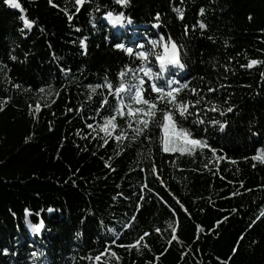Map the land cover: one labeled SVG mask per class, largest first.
I'll use <instances>...</instances> for the list:
<instances>
[{
  "label": "trees",
  "instance_id": "16d2710c",
  "mask_svg": "<svg viewBox=\"0 0 264 264\" xmlns=\"http://www.w3.org/2000/svg\"><path fill=\"white\" fill-rule=\"evenodd\" d=\"M20 3L24 13L0 0V249H9L0 264H32L29 253L36 249L49 264H264V217L256 219L264 211V164L251 159L264 151V63L241 67L251 59L264 61V0H131L123 10L133 25L117 28L100 19L107 10H121L112 0H86L71 23L67 16L76 12L75 0ZM174 8L183 10V20ZM157 13L160 33L183 46L182 75L203 97L198 107L207 118L221 119L209 111L213 105L224 110L228 101L235 106L226 113L223 132L208 125V143L226 158L217 161L205 149L212 160L207 168L205 156L162 153L155 147L149 152L145 144L129 146L127 140L118 145L110 139L100 147L103 133L96 125L102 118H88L93 115L89 107H98L107 89H97L89 101L87 85L102 83L105 74L115 82L122 66L131 63L114 42H141ZM22 15L36 21L23 33ZM201 19L207 27L193 30ZM112 34L114 39L106 41ZM83 37H88L87 54L78 43ZM61 67L71 69L67 77ZM209 87L219 91L208 92ZM181 95L198 98L188 90ZM153 163L164 184L150 173ZM148 189L151 199L134 212ZM25 208L34 223L44 220L41 233L31 232ZM41 208L45 211L38 218ZM132 215L137 216L134 225L116 244L105 245L116 238L109 229L115 225L119 231L117 221ZM145 231L149 235L139 252L119 246Z\"/></svg>",
  "mask_w": 264,
  "mask_h": 264
},
{
  "label": "snow or ice",
  "instance_id": "6c2138e0",
  "mask_svg": "<svg viewBox=\"0 0 264 264\" xmlns=\"http://www.w3.org/2000/svg\"><path fill=\"white\" fill-rule=\"evenodd\" d=\"M85 2L86 0H75L76 12L67 16L69 23L73 20V16L80 12V6ZM112 2L120 6L121 10L118 12L114 9L107 10L100 19H106L113 27H124L125 25L132 26L134 23L133 19L131 16L126 15L123 10L130 5L131 0H112ZM5 3L13 9H18L21 13L26 11L20 3V0H5ZM49 3L52 4V0H49ZM103 7L107 8L108 6L104 5ZM94 10L99 12L101 6L95 4ZM173 11L177 13L179 19L183 20L184 12L182 9L174 8ZM199 11L200 15L203 16L205 9L202 7ZM65 12L67 13V9H65ZM159 15L160 14L157 13L154 18L156 22L151 23L149 29L143 33L141 42L131 45L124 42H114V48L126 53L131 63L122 66L121 70L117 72V79L115 82L111 81L109 76L105 74L102 83L87 85L91 90V93L88 95L89 101H92V94L96 93L97 89H107V95L101 94L102 99L99 102V106L95 108L89 107L88 110L92 112L93 115L88 118L92 120H96L97 117L102 118V122L96 125L98 131L103 133V137H101L103 144H101L100 147L108 144L110 139H114L118 145L123 144V142L127 140L129 146H132L134 143L145 144L149 148V152L155 147L159 148L162 153L187 154L192 157L196 155L205 156L207 163H204L203 167L207 168L208 164L212 163V160L207 157L204 151L205 149H210L211 156L217 161L226 158L224 156H217V149L213 148L208 143L210 135L208 125L218 126L219 131L223 132L228 124L226 113L233 112L235 106L231 105L228 101L224 102L225 105H227L224 110L213 105L209 111L218 112L221 119L207 118V113L203 112L202 109L198 107L204 102L203 97L195 88H189V80L182 75L186 68V64L182 62L181 58V49L183 46H178L171 35H168L167 39H165V35L160 33L159 30L163 25L159 23ZM249 19H251V17H249ZM21 20L23 22V28L20 29L22 33L24 29L31 30L36 23V21L28 19L26 15H22ZM90 23L95 30L96 18L93 17ZM197 26L200 30L207 27L202 19L198 20L196 25H193V30H195ZM184 27V34L187 35L188 26L185 25ZM75 30L77 32L81 31L79 27ZM41 31H43L42 28ZM150 32L155 33L156 38H152L149 35ZM87 39L88 37L78 39L80 47L84 50L83 54H87ZM110 39H114V34L105 36L106 41ZM74 43L76 42L74 41ZM146 45H148L147 48ZM157 49H162V51ZM183 54L186 55L187 53L184 52ZM10 59L15 61L17 57L10 55ZM259 63H264V61L251 59L247 65H241V67L252 68ZM60 71L64 77H67L71 69L61 67ZM261 75L264 76V73ZM14 87L19 88L20 86L14 85ZM48 87H51V85H48ZM44 90L43 87L39 89L40 92ZM185 90L196 94L198 98L189 100L186 95H181ZM207 91L215 92L219 91V89L209 87ZM109 97L113 99L110 100ZM37 110H39V105H37ZM69 110L71 111V109ZM105 113L107 114L105 115ZM86 126L88 129H93L92 123H87ZM196 132H202L203 134L198 137L195 135ZM252 135H257V133H252ZM219 151L223 152V149ZM244 159L247 160L248 158L244 157ZM251 159L264 164V151H258ZM232 163H236V161L232 160ZM106 166L110 167V165ZM173 166H175V163H173ZM252 166L255 167L256 165L253 164ZM111 170L115 171V169ZM149 171L158 183L164 184V180L160 179L159 174H157V165L155 163L152 164ZM73 183L75 184V181H73ZM242 185L243 182H241V186ZM147 187V184L143 186V188ZM248 191L251 190L249 189ZM151 192L152 189H148L147 194L139 195L134 212L139 213L142 208V201L151 199ZM235 194L237 193H233V195ZM120 195H123V193H120ZM115 199L116 197H113V200ZM125 199L129 200L131 198L125 197ZM161 199L163 198L161 197ZM177 203H179V201H177ZM181 207L183 206L181 205ZM44 211L45 209L41 208L39 211L35 212V216L39 218L41 212ZM46 211L52 213L53 209L49 207ZM233 211H235V209H233ZM24 213V220L31 232L33 234L41 233V230L45 227L44 220L40 219L39 222L34 223L30 219L32 213L28 208H25ZM13 215H15V213H13ZM261 217H264V211H261L256 219L259 220ZM224 219L227 218L225 217ZM136 221V215H132L126 221L118 220L117 224L119 225V231H117L115 225L113 228L109 229L110 232L116 234V238H109L104 241V244L108 245L109 241L111 244H116L117 239L123 232L130 229ZM169 227H172L171 223ZM155 231L159 232L160 229L155 228ZM173 231H175V229H173ZM75 235L79 238L82 233L77 232ZM148 235L149 232L145 231L142 235H138L133 243L119 246L126 247L127 249L136 247L139 252L141 242L144 241V238ZM99 239L100 237H97V240ZM144 246L147 247L146 244ZM104 251H110V247L104 248ZM233 251H235V249H233ZM37 253H39V256ZM8 254V248L5 247L0 249V255ZM101 255L102 253L98 254L95 259L99 261ZM111 255L119 259L115 252H111ZM29 257L32 259V264H49L46 254L39 249L30 252Z\"/></svg>",
  "mask_w": 264,
  "mask_h": 264
},
{
  "label": "rangeland",
  "instance_id": "374dc122",
  "mask_svg": "<svg viewBox=\"0 0 264 264\" xmlns=\"http://www.w3.org/2000/svg\"><path fill=\"white\" fill-rule=\"evenodd\" d=\"M115 28H117V26H115Z\"/></svg>",
  "mask_w": 264,
  "mask_h": 264
}]
</instances>
